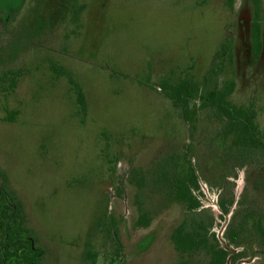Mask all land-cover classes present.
Here are the masks:
<instances>
[{
	"label": "rangeland",
	"instance_id": "1",
	"mask_svg": "<svg viewBox=\"0 0 264 264\" xmlns=\"http://www.w3.org/2000/svg\"><path fill=\"white\" fill-rule=\"evenodd\" d=\"M221 42L233 102L252 99L264 134V0H0V187L38 264H179L168 232L182 206L136 225V168L181 143L164 86L201 79ZM233 182L238 200L244 169ZM219 192L199 180L225 246L235 204L220 216ZM246 253L226 264H264Z\"/></svg>",
	"mask_w": 264,
	"mask_h": 264
},
{
	"label": "trees",
	"instance_id": "2",
	"mask_svg": "<svg viewBox=\"0 0 264 264\" xmlns=\"http://www.w3.org/2000/svg\"><path fill=\"white\" fill-rule=\"evenodd\" d=\"M254 19L259 20L257 15ZM227 51L221 42L198 81L180 78L166 83L184 126L181 143H163L136 168V225L148 226L157 211L172 202L182 206L168 232L179 264H226L229 255L235 261L247 257L246 252L264 256V134L255 123L252 99L245 105L233 102L235 75L221 74ZM240 169L245 172V185L235 200L233 180ZM200 179L219 187L220 216L235 204L223 232L225 246L215 232L208 231L215 216L196 194ZM22 222L19 208L1 187L0 264H38L40 254ZM150 238L146 235L139 245L145 246Z\"/></svg>",
	"mask_w": 264,
	"mask_h": 264
},
{
	"label": "flooded vegetation",
	"instance_id": "3",
	"mask_svg": "<svg viewBox=\"0 0 264 264\" xmlns=\"http://www.w3.org/2000/svg\"><path fill=\"white\" fill-rule=\"evenodd\" d=\"M0 190H1V187H0ZM0 252H3V250H0Z\"/></svg>",
	"mask_w": 264,
	"mask_h": 264
}]
</instances>
